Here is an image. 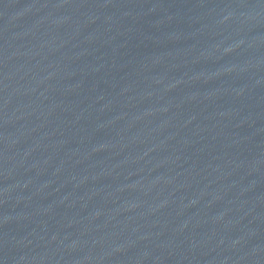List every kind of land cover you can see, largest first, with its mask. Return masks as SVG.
Here are the masks:
<instances>
[{
    "label": "water",
    "instance_id": "95a60500",
    "mask_svg": "<svg viewBox=\"0 0 264 264\" xmlns=\"http://www.w3.org/2000/svg\"><path fill=\"white\" fill-rule=\"evenodd\" d=\"M0 264H264V0H0Z\"/></svg>",
    "mask_w": 264,
    "mask_h": 264
}]
</instances>
